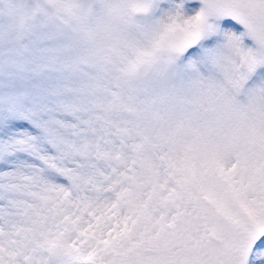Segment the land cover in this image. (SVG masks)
<instances>
[{
  "label": "rangeland",
  "instance_id": "374dc122",
  "mask_svg": "<svg viewBox=\"0 0 264 264\" xmlns=\"http://www.w3.org/2000/svg\"><path fill=\"white\" fill-rule=\"evenodd\" d=\"M193 2L0 0V264H264V35Z\"/></svg>",
  "mask_w": 264,
  "mask_h": 264
},
{
  "label": "water",
  "instance_id": "95a60500",
  "mask_svg": "<svg viewBox=\"0 0 264 264\" xmlns=\"http://www.w3.org/2000/svg\"><path fill=\"white\" fill-rule=\"evenodd\" d=\"M198 1H200L204 6H209V7L213 8V9H216V10L222 12L223 15H225V16L231 18V19L236 20L238 23H240L246 29L250 30L257 37H260V38L262 37V32L260 30L255 29L254 27H252L251 25L247 24L243 20H240L238 15L233 10H231L230 8H228V7L224 6V5H221V4L217 3V2H214V1H211V2H208V3L205 2L204 0H198ZM230 1L235 2L234 0H230ZM244 9H245V11H249L246 8H244Z\"/></svg>",
  "mask_w": 264,
  "mask_h": 264
},
{
  "label": "bare ground",
  "instance_id": "6f19581e",
  "mask_svg": "<svg viewBox=\"0 0 264 264\" xmlns=\"http://www.w3.org/2000/svg\"><path fill=\"white\" fill-rule=\"evenodd\" d=\"M205 2H210L209 0H204ZM227 1H229V0H227ZM235 2H232V1H230V2H232V3H234L235 4V6H240L237 2H236V0H234ZM179 3H181V0H176V6H177V8L179 9L180 7V4ZM228 7V6H227ZM167 7H164L163 8V12H164V10L166 9ZM229 8V7H228ZM230 9H232V8H230ZM169 10V9H168ZM233 10V9H232ZM235 11V10H234ZM238 15V17L240 16L239 14H237ZM239 19L240 20H243L244 21V19H243V17H239ZM197 34H198V32L196 31L194 34H193V36H191V39L193 40V39H195V37L197 36ZM5 160H9L8 162H6V163H4V164H2V165H0V169H4V168H6V167H8L9 165H13V166H19V165H27V166H31L32 164L30 163V162H28L27 160H26V158L24 157V156H22V155H14V156H12L11 158H5ZM260 233V234H259ZM258 234H259V236H264V231H261V232H259ZM254 237V239L255 238H257L255 235L253 236ZM260 239H262L261 237H260ZM264 239V238H263Z\"/></svg>",
  "mask_w": 264,
  "mask_h": 264
}]
</instances>
